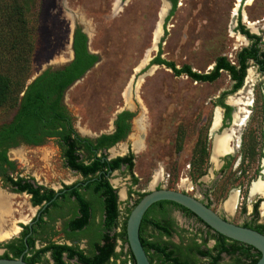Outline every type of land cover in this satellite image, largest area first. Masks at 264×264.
Returning a JSON list of instances; mask_svg holds the SVG:
<instances>
[{
    "label": "rangeland",
    "instance_id": "374dc122",
    "mask_svg": "<svg viewBox=\"0 0 264 264\" xmlns=\"http://www.w3.org/2000/svg\"><path fill=\"white\" fill-rule=\"evenodd\" d=\"M119 1L39 0L35 16L38 26L36 50L27 84L45 69L60 67L73 58L71 38L74 24L80 25L83 21L92 32L90 49L99 56V63L66 93L65 103L74 115L77 131L89 136L109 133L119 112L136 108L140 111L134 133L111 150V155L120 156L130 147L135 157L133 171L138 179L137 185L133 186L127 173L117 171L112 178L120 201L124 203L122 208L133 204L138 194L160 187L187 192L203 201L210 198L212 208L223 214L224 200L231 190H238L241 192L240 204L238 200L236 213L228 217L236 224L247 221L248 216L242 213V208L245 204L250 208L251 203L243 196L257 177L262 163L242 162L239 149L233 154L231 167L223 178L214 172L215 167L208 161L199 166L198 159L203 148L212 153V141H206V136L217 99L232 88L230 76L222 73L217 81L202 83L185 75L176 76L165 66H143L147 58L152 60L159 52L155 42L167 3L164 0H123L125 4L115 13ZM239 4L240 0H178L176 11L160 39L162 58L173 62L177 68L188 65L202 74L209 73L219 57L234 61L244 45L232 31L233 12ZM241 9L250 21H260L264 25V0L250 3L244 0ZM252 72L246 80L247 87L250 85L248 89L245 88L239 97L236 94L231 96V102L241 99L250 101L251 106L252 83L256 95L257 85L263 80L254 67ZM16 79L13 78L19 81ZM13 90V97H16L19 87ZM13 101L14 98L10 99L0 108V125L13 119L17 110ZM237 106L244 111L249 108ZM258 125L261 122L255 117L248 123V128L255 130ZM9 157L18 161L24 175L33 176L39 183L55 190L81 179L65 166L61 149L54 140L40 147L20 146L11 150ZM205 171L208 175L203 184L197 185L199 175ZM159 173L160 179L154 182ZM130 187L134 191L132 195H129ZM0 194L6 199L5 204H0V228L5 231L19 228L11 237L13 239L20 235L21 225H26L38 208L31 206L28 195H10L1 191ZM261 211L260 218L264 222ZM177 215L189 227V221ZM5 241L9 240L0 241V244ZM4 252L0 246V255Z\"/></svg>",
    "mask_w": 264,
    "mask_h": 264
},
{
    "label": "trees",
    "instance_id": "16d2710c",
    "mask_svg": "<svg viewBox=\"0 0 264 264\" xmlns=\"http://www.w3.org/2000/svg\"><path fill=\"white\" fill-rule=\"evenodd\" d=\"M170 1L173 8L166 23L174 15L178 5V0ZM38 5L39 0H0V108L6 106L13 98L14 107H17L13 119L0 125V171L5 176V166H10L12 169L16 167L15 163L9 161L7 157L9 148L21 143L40 146L45 144L49 138H55L62 147L66 166L82 176L81 183L83 184L78 182L72 186H65V193L50 203L43 211L40 223H38H47L43 220V216H47L50 222H55L58 217L64 219L62 231L66 238L72 242V245L56 244L51 241V237L56 234L53 226L40 231L39 227L35 225L32 234H30L29 227L24 226L19 238L0 245L6 249L5 254L0 258L17 259L24 255L25 262L29 264H47L46 255L50 253L54 264H68L64 260L65 255L68 260H77L79 264H117V260L124 253L123 251L116 252L117 241L121 240L124 245L128 246L129 260L132 261V264H136L128 245L127 220L132 208L146 193L138 194L139 197L133 207L126 209L121 232H116L120 216L118 194L106 173L110 170L113 172L120 170L125 165L127 172L132 176L134 186L138 184V179L133 172V154L111 161L105 159V151L126 139L130 130L126 121L133 114L128 111L118 114L115 121L116 130L111 135L103 134L95 141L72 137L71 129L65 118L66 109L61 107L60 103L66 90L94 67L99 61V56L89 53L88 38L77 26L73 34L74 59L60 70L47 69L28 86L27 82L31 78V63L36 50L38 26L35 16H37ZM152 65L165 66L172 70L176 76L185 75L193 81L210 83L218 80L221 76L220 71L224 70L238 82L235 89L241 86L242 77L245 74L241 69L236 70L226 58L218 59L215 68L209 73L195 72L188 65L177 68L173 62L162 58V44H160L157 56L150 63V66ZM14 77H17L16 80H19L20 83L14 81ZM14 87H19L16 97H13ZM55 95L57 98H54ZM221 104L230 109L222 101ZM82 151L85 154L81 158ZM206 157V148H203L198 153V159L201 162L199 166L203 165ZM13 183L18 186L17 192L27 193L31 196L33 206L49 203L56 196L53 190L34 185L23 178H18ZM132 194L131 191L130 195ZM87 195L90 198H87ZM61 199L70 204L68 211L54 215L51 210L61 203ZM167 205L180 208L188 217H196L180 205L167 201L158 202L149 209L140 227V239L151 264H154V255L151 254L153 250L158 259L162 257L163 263L166 264H197L196 255L209 258L210 264H217L221 253L230 255L237 251L238 247L234 245L241 243L231 241L228 244L226 237L216 234L218 240L214 249L217 250L215 256H212V251L199 250L200 246L196 242H193L189 247V252H194L193 256L189 254L187 258H181L177 255L174 256L175 252L167 253L166 247L150 241L144 235V229L149 223L148 217L151 212L156 206L165 207ZM162 211L165 213V208H162ZM66 217L67 219H65ZM152 225L163 234H167V229L162 226L160 220H155ZM252 226L253 229L264 234V225L253 224ZM25 238H27L28 245L26 253ZM83 240L87 241V246L84 249L80 247ZM38 241L43 243L40 248H37ZM240 246L239 249L242 254L248 257L249 264H256L259 261L261 254L255 248L245 244ZM177 249H181V247H177ZM237 264H240V261Z\"/></svg>",
    "mask_w": 264,
    "mask_h": 264
},
{
    "label": "flooded vegetation",
    "instance_id": "af4514ba",
    "mask_svg": "<svg viewBox=\"0 0 264 264\" xmlns=\"http://www.w3.org/2000/svg\"><path fill=\"white\" fill-rule=\"evenodd\" d=\"M168 1L172 4V2L170 0H168ZM243 2H244V0H240L239 8L233 12V19L235 22H234V25L232 27V31H233L234 36L237 37L238 41H241L244 45H242L243 47L236 54L234 61H230L226 57H219L218 59L226 58L231 63V65L236 68V70L241 69L242 73L245 72V74L242 77L241 86L238 89H235L238 82L236 80H234L233 77L228 72H226L224 70L220 71L221 74L227 73L230 76L233 84H232L231 90L228 92L222 93L216 101L215 112L217 110L220 111L221 121H220L219 127L214 128V123H213L214 117H215V113H214V117H213L211 124H210L208 136H206V141L207 140H208V142H209V140H210V142L212 141V153L210 154V149L206 148V153L208 151L209 154L207 153V157L205 158L204 163L205 162L207 163V161H208V164L211 163L215 167L216 171H214V172L218 173L223 178L226 176L227 171L231 167V164L233 161V154H235L239 149H240V153H241L242 162L245 161L248 163H253V162L262 163L261 167H259L257 170V174H258L257 177L255 178V180L253 179L254 181L251 182V184L248 188V191H245V195L243 194L244 195L243 198L244 199L248 198V201L251 203L250 208H248V206L246 204L242 208V213H244L245 215L248 216L247 221L240 223V224H236V223L232 222L228 217L231 213H228L229 211L227 210L228 211L227 212L224 208L225 202L227 201L228 197L233 193L232 191H234V192L237 191L239 193L238 200H239V196H240V200H241V192L238 190H231L230 191L231 194L229 193L228 197H226V199L224 200V204H223L224 213L223 214L212 208V205H213L212 199L208 198L206 201H203V200L198 199L195 196H193V197H195L198 200H200L201 202H203L206 206H208L213 211L218 213L225 220H227V221H229L235 225L241 226V227L253 229L252 228L253 224L264 225V222H262L261 218H260V211L262 210L261 206L264 203V196L262 197V196L256 195L257 197L250 199V190H251L252 184L257 180L262 179L264 181V25H262L260 23V21L252 22L249 20L248 16L241 9ZM172 8H173V4H172ZM171 11H172V9H171ZM166 19H165V23H164V28H166V25H167ZM250 24H253V26L251 27ZM77 26H79L83 30V27L81 25L77 24L76 27ZM159 49H160V45H159ZM72 50H73V48H72ZM73 53H74V51H73ZM74 57H75V54H74ZM216 61H215V65L212 68V70L216 66ZM70 62H68V63H66L60 67H57V68H53V67H50V68L53 71L60 70V69L64 68L65 66H67ZM150 63L148 64L149 65L148 68L151 67ZM152 66H158V65H152ZM253 67L256 69L257 74L263 77V80L257 85L256 95L254 94L255 85H254V83H252L251 106H250V101H248L249 104L245 105V106H249L247 111L246 110L244 111L242 109L243 112H246L245 122L243 124H237L236 123V117H237V115L240 116L241 109L237 106L238 105L237 103L231 102L230 97L235 95V94L238 95L237 97H239L240 93L242 91H245V88L248 89V87L250 85L247 87V81L246 80H247V77L249 75V70L252 72ZM47 69H49V68H47ZM252 75H253V72H252ZM202 83H204V82H202ZM207 83H210V82H207ZM69 88L64 93V97L60 103V106L64 107L66 109V117L65 118L67 120L66 122H68L69 128L71 129V135H72V137H80L81 139L95 141L96 139H98L103 134H100L98 137L84 135V134L79 133L75 127L74 115L71 113L70 108L65 103L66 93L69 90ZM54 98H57V96L55 95ZM221 101L225 106H228L230 109H228L227 107H224L221 104ZM254 104H255V106H254ZM123 111H128V112L133 114V116L126 121V123L129 125L130 130H129V133H128L126 139L118 142L114 147H116L119 144L128 140V138L134 133V131L136 129V127H135L136 122L138 121V119H140V111L137 108L136 109H126ZM123 111H121V112H123ZM121 112H119L118 114H120ZM117 115H116L114 123H113V129L109 133H104V134L111 135L115 132V130H116L115 121L117 120ZM255 117H257L260 120L261 125H258L257 127H255V130H253V129L248 128V123L250 124V122L254 121ZM239 130H240V133H239ZM236 131L239 133L238 143L236 142L237 143L236 150L235 151L233 150L234 152H232V153L220 154L218 157L219 158L218 164L214 163L212 154H213L215 138L220 137V136L223 137L226 134L227 138L230 136V138L232 139V135H234ZM51 140H54L59 145L61 152H62V157H63V150H62V147L60 146V144L58 143L57 139L49 138L47 140V142L51 141ZM45 144H43V145H45ZM43 145H40V146H43ZM20 146L40 147V146L29 145L26 143H21L18 146L11 147L7 150V157L9 159V161L14 162L16 167H15V169H12L10 166H5V168H6L5 176L2 175V172L0 171V191L3 193L10 194V195H22V194L28 195L27 193L17 192L18 186H15L13 183V181L17 180L18 178H23L25 180H28L29 182H31L34 185L45 187L47 189L53 190L56 193L55 198L51 202L44 203L42 206H33L31 203V196L28 195L30 197L31 206L35 209L38 208V211H37L36 215L26 225H21L20 230H22V231L20 232V235L24 230V228H23L24 226H28L30 229V225H31L32 228L30 229V234H32L33 227L35 225L37 227H39L40 231H42V229H48V228H51L53 226L56 234L54 236H52L50 240L56 244L72 245V242L66 238L65 233L62 231L64 219L58 217L55 222H52V221L50 222L48 220L47 216H43V220L47 221V223H41V224H38V223H40L39 220L42 217L43 211L50 205V203H52L54 200H56V198L58 196H62L63 193H65L66 190H64V187L65 186L66 187L72 186L73 184H76L78 182L81 183L83 180L82 176L77 174L75 171L71 170L69 167H67L65 159L63 157L64 162H65V166L68 169H70V171L79 175L81 177V179L78 181H75L74 183H72L70 185H64L61 189H58V190H55L54 188H51L48 186H45V185L39 183L35 179V177L30 176V175H24V172L19 167L18 161L13 160L9 157V152L11 150L19 148ZM114 147L105 151V156H106L105 159L107 161H111V160H114V159L119 158V157H125V156H128L129 154L134 155L132 148L129 147V150L127 151L126 154L120 155V156H113V155H111V150ZM83 154H85V153L82 151L81 152V155H82L81 158L84 157ZM110 171H108V173H106V176L109 178L110 183L114 188H115V186L112 183V178H113L114 173L117 171L124 173V174L127 173L130 176L132 184H133L132 176L127 172L125 165L122 166L120 168V170H117L114 172L111 171V173H110ZM207 175H208V172H206V171L202 172L198 177L197 185L203 184L205 177ZM10 179H12V180H10ZM81 184H83V183H81ZM84 185H86V184H84ZM156 188L160 189V187H156ZM170 190H174V189H170ZM116 191L118 194L119 211H120L118 228L116 229V232L119 233V232H121V228L123 226L124 218L126 216V209L132 208L134 203L131 205H127L126 207H124L125 209H123L122 205L124 203L123 204L121 203V201H120L121 197H120L117 189H116ZM131 191H132V187L129 188V195H130ZM132 192L134 193V191H132ZM180 192H182V191H180ZM183 193L188 194L187 192H183ZM205 196H206V193H205ZM86 197L90 198L89 195H87ZM254 199H256V200H254ZM240 200H239V204H240ZM60 202L61 203L56 208H53L51 210L52 211L51 213H53L54 215H57L60 212H67L68 211L70 204L63 199H61ZM239 204H238V206H239ZM238 206H237V209H238ZM162 208H165V213L163 212L164 210L162 211ZM149 209H148V211H149ZM237 209H236V211H237ZM236 211L232 214H235ZM147 212L145 213V215L147 214ZM177 213L179 215H181V217L186 218L189 221V223H190L189 227H187V225H185V222L183 223L179 219ZM261 214H262V211H261ZM145 215H144V217H145ZM144 217H143V219H144ZM65 219H67V217ZM155 220H160L162 226L167 229V234L165 232H164L165 234H163L162 231L156 229L152 225V223ZM148 221H149V223L146 224V227L144 229L145 237H147L152 242L160 243L162 247H166L167 253L175 252L174 256L177 255V256H180L181 258L182 257L187 258L189 254H192V256H193L194 252H192V253L189 252V247L192 245L193 242H196L200 246L199 250L212 251L211 252L212 256H215L217 254V250H214V249L217 245L218 239L216 237V234H218V233L213 231L207 224H205L197 216L196 217H188L184 213L183 210H181L180 208H177L173 205H167L165 207L156 206L155 209L151 212L150 216L148 217ZM142 222H143V220H142ZM253 230H255V229H253ZM20 235L18 237L13 238V239L19 238ZM13 239L10 238V239H8L9 241H7V242L5 241V243H2L0 245L6 244V243L12 241ZM231 241H235V240H231V239L227 238L226 242L228 244H230ZM235 242H238V241H235ZM86 243H87V241L83 240L80 247L82 249L86 248V246H87ZM238 243H241V242H238ZM38 244L41 247L42 246L41 244H43V243H40L39 241L37 242V248H40V247H38ZM174 244L176 245V247ZM241 244H244V243H241ZM241 244L234 245L235 247H238L237 251H235L234 254L228 255L226 253H221L220 259H219L217 264H237L239 261H240V264H249L248 257L245 254H242L241 250L239 249V247H241L240 246ZM245 245H247V244H245ZM248 246H250V245H248ZM1 247L6 252V249L3 246H1ZM177 247H181V249H177ZM127 250H128V246L124 245L121 240H118L116 252L121 253L123 251L124 253H123V256L119 260H117V264H132V261L129 260V256L127 255ZM5 252H4V254H5ZM4 254H2V255H4ZM151 254L154 255V257H153V263L154 264H166V263H163L162 257H160L158 259L154 250L151 252ZM147 256H148V254H147ZM23 258H24V255H23ZM148 259L150 261L149 256H148ZM196 259L198 261L197 264H210V261H211L209 258L201 257L198 255H196ZM64 260L68 264L73 262V261L77 262V260H68L66 255L64 256ZM46 261H47V264H54V261H53L50 253H48L46 255ZM125 261H127V263H124Z\"/></svg>",
    "mask_w": 264,
    "mask_h": 264
},
{
    "label": "water",
    "instance_id": "95a60500",
    "mask_svg": "<svg viewBox=\"0 0 264 264\" xmlns=\"http://www.w3.org/2000/svg\"><path fill=\"white\" fill-rule=\"evenodd\" d=\"M164 1L167 3V9L162 13V17H161L159 32L157 34V39L155 42V48H157V50H159L160 39L164 34L165 18L168 15L169 10L172 8V4L168 0H164ZM124 4L125 2H123V0L119 1L118 2L119 7L115 9V13L121 10ZM80 25L83 27L82 30L83 33L86 34L88 38L87 45H88L89 53L97 55L96 53H93L90 49V43H91L90 35L92 34L91 30L87 27L85 23H83V21ZM75 28H76V24H74V30ZM74 30H73V34H74ZM73 34L71 38V49L73 46ZM73 58H74V53H73ZM72 59L70 61H72ZM149 62H151V59L147 58L143 63V66H146L147 64H149ZM98 63H96L95 65H97ZM90 70H88L86 74L89 73ZM44 71L38 73L34 78H32L29 81L28 86L32 84L33 81L36 80V78H38ZM85 75L81 79L77 80L74 83V85L79 81H81L85 77ZM93 137H98V136H93ZM162 201L178 204L181 207L195 214L200 220H202L205 224H207L213 231L217 232L218 234L223 235L231 240H235L252 246L256 250H258L261 254V257L256 264H264V234L253 229L235 225L225 220L218 213H216L211 208L206 206L203 202H201L200 200H198L197 198L191 195H188L186 193L177 190L162 189V188L160 189L153 188L149 193H147L143 198H141L140 201L136 204V206L132 209L128 217L127 228H126L127 239L132 254L135 258L136 264H151L141 243L140 226L143 217L145 213L148 211V209L154 204ZM31 228L32 227L30 225V229ZM24 242L27 247V250L25 252H27L28 251L27 238L24 239ZM0 264H29V263L24 261L22 255L18 259L0 258Z\"/></svg>",
    "mask_w": 264,
    "mask_h": 264
},
{
    "label": "bare ground",
    "instance_id": "6f19581e",
    "mask_svg": "<svg viewBox=\"0 0 264 264\" xmlns=\"http://www.w3.org/2000/svg\"><path fill=\"white\" fill-rule=\"evenodd\" d=\"M250 1H252V0H249V3H250ZM251 26H252V24H251ZM250 76H251V71L249 70V77ZM234 103H237L239 106L240 105L245 106V105L249 104V102H244L241 99L236 100ZM219 112L220 111L215 112V117H214V122H213L214 128H218L220 125L221 116H220ZM245 116H246V112H243V110L241 109L240 116L237 115V117H236V123L237 124H243L245 122ZM238 137H239V133L236 131L235 134L232 135V139L230 138V136L227 138L226 134L223 137L220 136V137L215 138L213 154H212L214 163H216L218 161V157L220 154L232 153L233 150L236 149L237 143H238ZM159 179H160V173L155 176L154 182L158 181ZM182 185H186V183L182 182ZM256 195L264 196V182L262 180L255 181L251 186L250 198H253ZM1 203L5 204L6 199L3 195L0 194V204ZM237 204H238V193L233 192L229 196L228 200L225 202L224 206H225L226 210H228L230 213H233L237 207ZM261 209H262L263 214H264V203L262 204ZM18 229L12 228L10 231H5V230H1V228H0V241L10 239L12 236H14L18 232Z\"/></svg>",
    "mask_w": 264,
    "mask_h": 264
}]
</instances>
